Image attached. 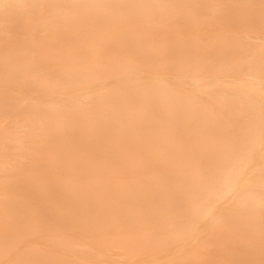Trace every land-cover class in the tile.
Instances as JSON below:
<instances>
[{"label": "bare ground", "instance_id": "1", "mask_svg": "<svg viewBox=\"0 0 264 264\" xmlns=\"http://www.w3.org/2000/svg\"><path fill=\"white\" fill-rule=\"evenodd\" d=\"M0 264H264V0H0Z\"/></svg>", "mask_w": 264, "mask_h": 264}]
</instances>
